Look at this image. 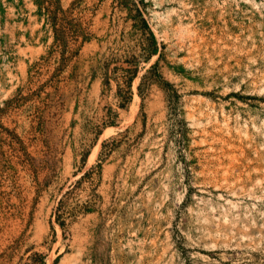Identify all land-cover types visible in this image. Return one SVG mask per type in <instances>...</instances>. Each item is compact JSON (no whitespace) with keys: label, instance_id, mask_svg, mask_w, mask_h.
Wrapping results in <instances>:
<instances>
[{"label":"rangeland","instance_id":"obj_1","mask_svg":"<svg viewBox=\"0 0 264 264\" xmlns=\"http://www.w3.org/2000/svg\"><path fill=\"white\" fill-rule=\"evenodd\" d=\"M0 264H264V0H0Z\"/></svg>","mask_w":264,"mask_h":264}]
</instances>
